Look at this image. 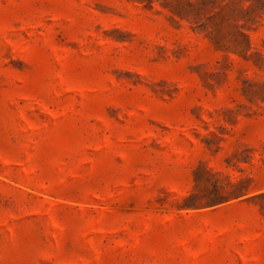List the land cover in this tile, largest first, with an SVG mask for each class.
<instances>
[{
	"label": "rangeland",
	"instance_id": "rangeland-1",
	"mask_svg": "<svg viewBox=\"0 0 264 264\" xmlns=\"http://www.w3.org/2000/svg\"><path fill=\"white\" fill-rule=\"evenodd\" d=\"M0 264H264V0H0Z\"/></svg>",
	"mask_w": 264,
	"mask_h": 264
}]
</instances>
